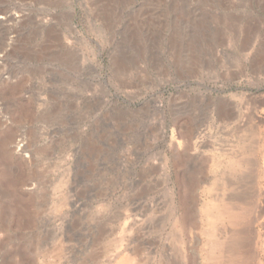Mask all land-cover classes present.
<instances>
[{
  "label": "rangeland",
  "instance_id": "obj_1",
  "mask_svg": "<svg viewBox=\"0 0 264 264\" xmlns=\"http://www.w3.org/2000/svg\"><path fill=\"white\" fill-rule=\"evenodd\" d=\"M215 198L247 220L211 224ZM215 240L264 264V0H0V264Z\"/></svg>",
  "mask_w": 264,
  "mask_h": 264
},
{
  "label": "bare ground",
  "instance_id": "obj_2",
  "mask_svg": "<svg viewBox=\"0 0 264 264\" xmlns=\"http://www.w3.org/2000/svg\"><path fill=\"white\" fill-rule=\"evenodd\" d=\"M236 155L235 156L226 155L228 158L227 165L232 170L236 169L237 167L242 166L243 164L242 157L236 156ZM252 204L253 203L250 202V204L247 205L245 199L243 200L228 199L227 200L224 198L222 199L215 198L212 200L211 205L209 207H206L205 213L208 215L209 221L211 224L219 223V222L222 223L223 221H225L228 226L235 227V226L240 225L243 221L247 220L248 210H249V207L252 206ZM236 230L237 229H235V231ZM210 231L212 232V230ZM241 233H242L241 235V239H242L243 234H244L243 230H241L240 232L236 231L237 238H240L239 236ZM236 234H230V235L234 237ZM245 248H246V245L245 244L241 245V243H239L238 241L232 242V243L229 242V244L227 243V245H222L220 241L215 240L210 245L209 254L212 257L209 256L208 264H249L248 256H246V253H245V250H246ZM134 261L135 259L132 254H126L120 257V259L117 261L116 264H134Z\"/></svg>",
  "mask_w": 264,
  "mask_h": 264
}]
</instances>
